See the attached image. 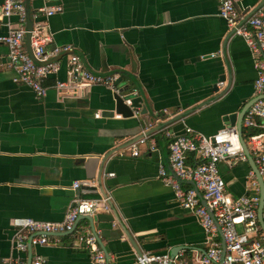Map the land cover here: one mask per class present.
<instances>
[{
    "label": "crops",
    "instance_id": "crops-1",
    "mask_svg": "<svg viewBox=\"0 0 264 264\" xmlns=\"http://www.w3.org/2000/svg\"><path fill=\"white\" fill-rule=\"evenodd\" d=\"M263 1L240 0L238 7L247 11ZM30 4L31 10L43 5L61 8L47 19L53 36L47 48L70 46L99 73L130 71L136 65L153 115L106 116L105 111H114V92L103 84L77 87L75 92L53 87L55 80H67L71 52L60 59L59 71L46 78V94L37 97L27 85L13 81L8 50L0 41V264L27 256L13 247L11 219L61 221L76 193L72 188L76 180L84 183L81 196L98 198L106 193L110 198L108 211L77 222L83 231L94 227L110 264H138L137 249L166 253L175 247H181L177 253L194 264L196 255L205 252V234L195 214L177 203L171 187L158 176L159 164L174 176L164 131L182 134L187 126L212 135L228 124L225 115L240 114L256 97L255 58L247 43L230 35L226 59L222 57L228 27L218 14L217 0H32ZM7 30L0 22V37ZM121 87H127L124 95L129 87L141 95L125 75ZM244 131L248 134L243 129L242 135ZM141 134L145 140L137 143ZM135 144L139 154L132 156ZM194 156L188 153L189 163ZM219 167L232 198L251 194L247 159L234 165L224 161ZM182 183L192 186L190 181ZM57 237L32 247L45 259L43 264H91L87 247L73 233ZM217 238L221 241L219 234Z\"/></svg>",
    "mask_w": 264,
    "mask_h": 264
},
{
    "label": "built area",
    "instance_id": "built-area-1",
    "mask_svg": "<svg viewBox=\"0 0 264 264\" xmlns=\"http://www.w3.org/2000/svg\"><path fill=\"white\" fill-rule=\"evenodd\" d=\"M32 0H28L30 3ZM218 14L227 24L232 35L242 37L247 43L254 60L256 78L254 89L257 99L247 108L241 121L242 130L248 131L245 140L249 153L262 177H264V10L259 8L248 14L240 12L237 4L240 0H217ZM27 0H2L0 3V21L5 19L7 34L0 37L7 47L8 67L14 71L13 81L30 87L37 97H43L48 89L46 78L56 74L59 61L51 59L61 52L69 51L70 46H53L52 34L47 18L60 10L59 6H40L30 10L32 26L26 28ZM16 17V21L10 20ZM30 33V48L35 63L25 47V36ZM67 80H55L53 87L61 91L73 92L77 87L103 84L114 93H119L115 84L117 75L102 76L89 72L78 55L71 54L67 60ZM223 86V82H219ZM126 105L131 106L132 99L140 96L136 88L122 94ZM133 115H138L140 107H132ZM257 132L250 133L252 130ZM168 138V162L174 176L166 172L162 164L158 165V176L173 191L177 203L192 211L205 234L206 249L197 254L194 264H264V233L257 219L259 185L252 170L249 171L247 184L251 194L232 198L226 191V182L220 172V163L234 165L246 156L242 150L236 125H225L212 135H204L185 127L182 134L164 131ZM141 138L137 143L144 142ZM152 148L153 144L151 145ZM132 156L139 154L138 145L130 150ZM123 151H120V154ZM188 153H193V163L188 162ZM113 175V173H108ZM183 181L192 186L185 187ZM83 182L76 180L72 188L76 191L61 221H40L30 217L11 219L13 229L12 242L18 253H26L29 246L45 245L58 240L61 233H73L88 249L91 264H110L98 244L97 234L90 230L77 228L76 221L81 215H91L97 211L110 209L109 196L85 198L81 196ZM200 193V195L198 194ZM204 202V204L202 203ZM209 211L212 212L213 218ZM264 219V208H263ZM220 228L224 239V249L218 236ZM238 226L241 230H238ZM45 259L33 254L30 264H43ZM138 264H190L182 253L173 257L166 253L145 252L137 256ZM8 264H26V259H9Z\"/></svg>",
    "mask_w": 264,
    "mask_h": 264
},
{
    "label": "water",
    "instance_id": "water-1",
    "mask_svg": "<svg viewBox=\"0 0 264 264\" xmlns=\"http://www.w3.org/2000/svg\"><path fill=\"white\" fill-rule=\"evenodd\" d=\"M31 4L28 2L27 0V5H26V11H27V18H26V28L29 30L32 26V19L30 18V6ZM237 7H238V4H237ZM259 8H263L264 10V1L262 3H260L258 6H256L255 8L251 9V10H247L248 11V14L254 12L255 10L259 9ZM238 10L240 12L242 11H246L244 9H240L238 7ZM60 11V10H58ZM16 19V17H15ZM48 19V18H47ZM11 21L12 20V17L10 18ZM48 21V20H47ZM0 22H4L6 24V20L3 19L1 20ZM51 32V31H50ZM52 34V33H51ZM231 34V31L228 30V34L225 38V41L222 45V49H221V55L224 59H226V55H225V44H226V41L227 39L230 37ZM53 37V36H52ZM24 42H25V47H26V51L27 53L29 54L30 58L35 62V63H39L34 57H33V54H32V50L30 48V33L28 32L25 36V39H24ZM74 53L76 51H73V49L71 48L69 51H64V52H61L59 53L58 55H56L55 57H53L51 60L52 61H59L60 62V59L63 57V55H65L64 53ZM208 56H211V55H208ZM80 60L82 61V63L84 64V66L86 67V69L93 73V74H98V75H102V76H107V75H117V79L115 81V84L118 86L119 84H121L122 82V76L125 75L127 76L129 79H131L135 86L140 90L141 92V95L140 96H137V97H134L132 99V104L131 106H128L124 103L123 101V96H122V93L123 91H125V89L127 88H119V93H114L113 94V106H114V111H105V115H110L112 116L114 113L116 114H120L122 115L123 117H132L133 116V111H132V107H140V111H139V114L141 113H147L149 112L151 115H153V112L152 110L150 109L149 105H148V102L145 98V95L143 93V89H142V85L141 83L138 81L137 77H136V69L134 66L136 65H133L132 66V69L130 71L128 70H125V69H114V70H109V71H106V72H97L95 71L94 69H92L89 64L86 62V60L84 59L83 56H79ZM61 66V65H60ZM60 69V68H59ZM59 71V70H58ZM53 75V74H51ZM230 84V79L228 81V84L227 86H229ZM128 90H131V88L129 87ZM226 90V89H224ZM258 96L254 97L253 99H251L243 108L242 110L240 111V114L239 115H236V114H228V115H225V120L228 122L227 125H236L237 127V131H238V135H239V138H240V142H241V147H242V150L246 156V159L248 160V163L251 167V170L254 172L255 176H256V179H257V182H258V185H259V201H258V205H257V219H258V222H259V225L261 226L262 230L264 231V219H263V208H264V178L260 175L257 167H256V164L254 163V160L251 156V154L249 153L248 151V148L246 146V143H245V140H244V137L242 135V128H241V121H242V118L244 116V113L245 111L247 110V108L257 99ZM142 100H144V105H143V102ZM165 123H162L159 125V127L163 126ZM153 131V129H150L149 131H147V133L145 134H149ZM143 137V135H139L138 139L140 140L141 138ZM138 140V141H139ZM191 184L193 185V183L191 182ZM83 188V186L81 187ZM200 195V193H198ZM104 196H106V193H104ZM95 198V197H93ZM204 204V202H202ZM109 205H110V201H109ZM209 214L210 216L213 218V215H212V212L209 211ZM83 218H86L88 220L91 221V217L90 215H81L79 219H83ZM78 220L76 221L75 225L77 224ZM217 226V229H218V233L221 237V243H222V248L224 249V239H223V236L221 235V232H220V228L219 226L216 224ZM91 232L95 233V229L94 227L92 226L91 229H90ZM70 232H66V233H61L60 235H64V234H68ZM128 237L130 238L131 240V236L128 234ZM97 239H98V243L100 244V239L97 235ZM14 247V245H13ZM181 247H175L174 250L168 252L169 255L171 257H173L174 255L177 254V251L180 250ZM27 253V256L25 257L26 259V264H30V261L33 257V252H32V247L29 246L28 250L26 251ZM136 253H137V256H140L142 254L141 251H139L138 249L136 250ZM106 256V255H105ZM136 256V258H137ZM107 258V257H106ZM108 260V258H107ZM109 262V260H108ZM170 264V263H168Z\"/></svg>",
    "mask_w": 264,
    "mask_h": 264
},
{
    "label": "trees",
    "instance_id": "trees-1",
    "mask_svg": "<svg viewBox=\"0 0 264 264\" xmlns=\"http://www.w3.org/2000/svg\"><path fill=\"white\" fill-rule=\"evenodd\" d=\"M258 130H259V129L252 130L250 133L257 132ZM247 135H248V134H245V133H244V134H243L244 138H246V137H247Z\"/></svg>",
    "mask_w": 264,
    "mask_h": 264
},
{
    "label": "rangeland",
    "instance_id": "rangeland-1",
    "mask_svg": "<svg viewBox=\"0 0 264 264\" xmlns=\"http://www.w3.org/2000/svg\"><path fill=\"white\" fill-rule=\"evenodd\" d=\"M244 133H245V131H244ZM246 134V133H245Z\"/></svg>",
    "mask_w": 264,
    "mask_h": 264
}]
</instances>
